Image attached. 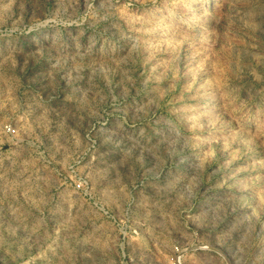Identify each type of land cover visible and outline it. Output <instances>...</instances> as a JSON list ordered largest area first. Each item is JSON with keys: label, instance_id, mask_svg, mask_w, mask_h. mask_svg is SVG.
I'll list each match as a JSON object with an SVG mask.
<instances>
[{"label": "rangeland", "instance_id": "obj_1", "mask_svg": "<svg viewBox=\"0 0 264 264\" xmlns=\"http://www.w3.org/2000/svg\"><path fill=\"white\" fill-rule=\"evenodd\" d=\"M0 264H264V0H0Z\"/></svg>", "mask_w": 264, "mask_h": 264}]
</instances>
